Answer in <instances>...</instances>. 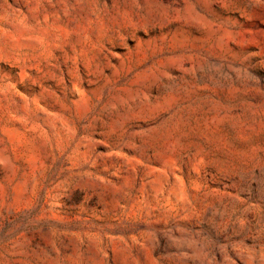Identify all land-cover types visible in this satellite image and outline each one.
I'll list each match as a JSON object with an SVG mask.
<instances>
[{
	"label": "rangeland",
	"instance_id": "rangeland-1",
	"mask_svg": "<svg viewBox=\"0 0 264 264\" xmlns=\"http://www.w3.org/2000/svg\"><path fill=\"white\" fill-rule=\"evenodd\" d=\"M0 264H264V0H0Z\"/></svg>",
	"mask_w": 264,
	"mask_h": 264
}]
</instances>
